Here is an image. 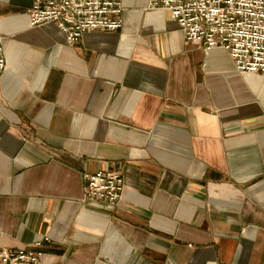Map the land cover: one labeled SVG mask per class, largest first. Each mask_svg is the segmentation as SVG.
<instances>
[{"label": "crops", "instance_id": "obj_1", "mask_svg": "<svg viewBox=\"0 0 264 264\" xmlns=\"http://www.w3.org/2000/svg\"><path fill=\"white\" fill-rule=\"evenodd\" d=\"M0 0V249L48 264H264V75L185 40L164 9L73 44ZM115 169V205L83 173Z\"/></svg>", "mask_w": 264, "mask_h": 264}, {"label": "built area", "instance_id": "obj_2", "mask_svg": "<svg viewBox=\"0 0 264 264\" xmlns=\"http://www.w3.org/2000/svg\"><path fill=\"white\" fill-rule=\"evenodd\" d=\"M147 8L164 9L184 31L185 40L206 49L220 48L240 71L264 75V0H147ZM121 0H32L29 23L52 21L68 43L89 30H116L122 25ZM5 57L0 32V75ZM84 199L115 205L123 178L115 169L83 173ZM41 241L17 249H0V264H48Z\"/></svg>", "mask_w": 264, "mask_h": 264}]
</instances>
